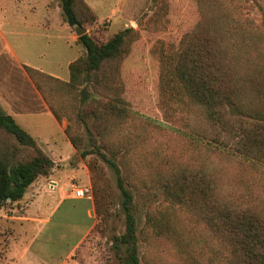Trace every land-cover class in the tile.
Masks as SVG:
<instances>
[{"label":"rangeland","instance_id":"374dc122","mask_svg":"<svg viewBox=\"0 0 264 264\" xmlns=\"http://www.w3.org/2000/svg\"><path fill=\"white\" fill-rule=\"evenodd\" d=\"M100 2L98 15L106 18L85 25V34L107 40L124 29L134 30L115 63V92L127 118L106 126L92 118L83 121L87 108L79 101L82 87L66 86V64L83 56L85 49L76 33L79 26H68L60 1L0 0V106L25 131L34 123L29 126L32 131L51 136L50 151L34 140L55 163L49 176L26 190L27 201L37 195L58 198L57 194L69 199L48 216L50 223L32 247L23 223L0 220V264H37L29 261L35 251L46 259L42 264H120L124 247L116 246L115 240L125 232V215L116 170L98 154L80 156L96 144L112 151L107 155L135 198L141 264H233L228 243L193 208L173 201L165 185L180 169H202L212 177L219 200L230 201L233 211L245 210L264 220V163L227 157L196 136L202 124L187 116L198 112L179 88L175 64L186 35L209 16L219 22L215 32L232 52L237 72L264 73V0ZM90 93L91 99L101 97L92 89ZM247 95L248 106L262 105L260 96L248 102L257 93ZM228 113L239 114L232 106ZM103 132L105 139L100 137ZM68 136L80 141L66 154ZM76 188L86 192L84 201L72 200ZM82 202L89 206L87 220L75 209ZM11 208V203L0 206L5 212ZM74 224L86 226V233L69 253L78 234ZM20 250L25 252L23 260Z\"/></svg>","mask_w":264,"mask_h":264},{"label":"trees","instance_id":"16d2710c","mask_svg":"<svg viewBox=\"0 0 264 264\" xmlns=\"http://www.w3.org/2000/svg\"><path fill=\"white\" fill-rule=\"evenodd\" d=\"M59 1L68 26L82 29L97 22V15L84 0ZM209 18L205 17L186 35L175 64L179 88L190 103L189 107L198 112V115L187 116L200 121L202 127L200 131L195 129L196 136L209 148L227 157L264 163V73L255 70L254 75L239 74L233 56L229 54L232 52L215 32L220 28L219 22ZM133 33V28H127L107 40H98L89 34L79 37L85 54L69 64L70 76L66 86L72 89L82 87L79 101L87 108L86 115L81 116L83 121L92 118L95 123L106 126L111 120L127 118L123 102L115 92L118 87L115 63ZM249 44L253 46L254 43ZM91 89L101 97L91 99ZM254 92L258 95L248 102L260 96L261 106L246 104V95ZM229 106L239 114L229 115ZM100 135L105 139L104 132ZM68 139L77 149L80 140L73 136ZM3 141L9 144L5 147ZM102 147L107 146L96 144L81 152L80 156L98 154L115 168L125 215V232L115 240L116 246L124 247L120 264H141L135 198L126 188L120 168L107 155L112 151L109 148L102 150ZM54 167L51 157L0 106V206L20 202L26 190L38 178L49 176ZM169 179L165 185L166 194L173 195L171 199L179 205L193 208L201 219L208 222L211 229L228 243L233 264H264L263 219L245 210L233 211L230 201L219 200V191L215 185L213 187L212 177L202 169L194 173L187 168L180 169L173 176L170 174Z\"/></svg>","mask_w":264,"mask_h":264},{"label":"crops","instance_id":"0c3cea01","mask_svg":"<svg viewBox=\"0 0 264 264\" xmlns=\"http://www.w3.org/2000/svg\"><path fill=\"white\" fill-rule=\"evenodd\" d=\"M84 1L89 5V7L97 15V23L104 21V19L106 17L104 19H101L98 15L101 12V9L103 7L100 0L99 1H97V0H84ZM66 38H67V36L62 34V39H66ZM74 59H75V57H74ZM66 66L68 67L69 63L66 64ZM53 76L56 78H59V79H64V80H68V77H69V75H68V77L62 76V78H61L57 74H55ZM33 124L29 123L28 126L25 125L26 131H28V133L33 138H35L38 142H40L45 147H47V149L50 151L49 141H50L51 136L48 134L44 135V134H41L39 132L32 131L30 127H33ZM60 132H63V131H60ZM72 148L73 147L69 141L64 142V150H65L66 154L70 153L69 151H71ZM64 156H65V154H64ZM57 195H58V198L55 197V198H51V199L46 198V197L41 196V195H37V196L33 197L32 201L28 202L27 201L28 200L27 194H25L23 199L20 202L15 203L14 206H12L13 208H11L9 210V212H5V211H3V209H0V220L9 219V220L18 221V223L19 222L23 223V225H25V229L30 232L29 237H28L29 239L27 240V242H29V244L28 243L27 244L30 245V247H32L35 244V242L39 239L41 234L44 232L45 228L48 226L47 223L48 224L50 223L51 218L48 216H52L53 213L58 209V207L62 203L69 200L67 197H64L63 194H57ZM72 200L84 201V199H77L76 197H73ZM78 206L80 208H78V209L75 208L77 211V214L80 215L83 218V220H87L88 216L86 215V213L89 210V206L83 202L81 204H79ZM45 215H47V216H45ZM39 216L40 217L44 216V220H39ZM45 217H46V219H45ZM83 223L86 224L87 222L84 221ZM78 225L79 224H74V227L77 226V227H80V229L75 227L78 230V234H77L75 241L73 243L69 244V246H70L69 253H71V251H73V248L76 247L80 243V241L83 239V237L85 236V233H86L85 232L86 226H84V225L78 226ZM25 248H27V247H25ZM23 255H25L24 250H20L19 259H21V256H23ZM26 255H28V254H26ZM29 256L31 257V260H29V261L37 263V264H42V262H44V260H46V259L42 258L37 251H35V255L32 254ZM25 259L27 260V257ZM21 260H23V259H21Z\"/></svg>","mask_w":264,"mask_h":264},{"label":"built area","instance_id":"2783aa9c","mask_svg":"<svg viewBox=\"0 0 264 264\" xmlns=\"http://www.w3.org/2000/svg\"><path fill=\"white\" fill-rule=\"evenodd\" d=\"M74 193L77 199H84L86 197V192L82 188H76Z\"/></svg>","mask_w":264,"mask_h":264},{"label":"water","instance_id":"95a60500","mask_svg":"<svg viewBox=\"0 0 264 264\" xmlns=\"http://www.w3.org/2000/svg\"><path fill=\"white\" fill-rule=\"evenodd\" d=\"M76 33L81 36V35L85 34V31L78 27V28H76Z\"/></svg>","mask_w":264,"mask_h":264}]
</instances>
